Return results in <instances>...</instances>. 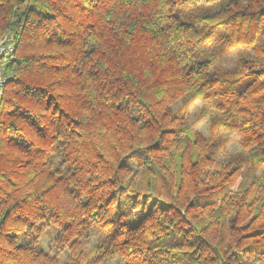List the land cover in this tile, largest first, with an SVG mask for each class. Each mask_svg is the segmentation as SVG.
Returning <instances> with one entry per match:
<instances>
[{"label":"trees","instance_id":"16d2710c","mask_svg":"<svg viewBox=\"0 0 264 264\" xmlns=\"http://www.w3.org/2000/svg\"><path fill=\"white\" fill-rule=\"evenodd\" d=\"M4 36L0 264H264V0H0ZM46 224L63 263L17 240Z\"/></svg>","mask_w":264,"mask_h":264},{"label":"rangeland","instance_id":"374dc122","mask_svg":"<svg viewBox=\"0 0 264 264\" xmlns=\"http://www.w3.org/2000/svg\"><path fill=\"white\" fill-rule=\"evenodd\" d=\"M208 53L213 52L211 48L206 49ZM250 49L245 47H236L231 49L228 52H223L220 57V62L225 65L227 68H233L237 63L239 53L240 52H249ZM182 101L180 100V105ZM204 101L201 99L195 100L187 110L186 123L190 125V123H196L194 128L200 130L205 135H210V125L212 121V116L209 113L210 109L207 110V115L204 117L202 115V110L205 109ZM240 134L237 131H233L230 133H226L222 131L221 138L219 142L216 144V160L217 165L219 162L228 161L231 156L235 154H241L242 156H248L246 152H243L240 145ZM134 165V162L132 163ZM135 166V165H134ZM250 166L244 167V174H247ZM125 202H121V204ZM122 204L123 211H127V206ZM130 206V205H129ZM131 207V206H130ZM131 217H137V210L134 208L130 209ZM141 213H139V216ZM59 228L53 224H46L42 226L40 233L36 231H32L31 233L22 231L17 233V240L19 243H28L33 242V244L38 248L44 251H47L51 254H56L59 258L60 263L66 261L69 255L68 247L66 246L63 249H59L57 245L56 238L58 236ZM106 231L103 229L101 224L95 226L92 231L89 232V235L86 237V249L89 251L93 248L94 244L99 242L101 238H103ZM38 234V235H37ZM103 264H123L119 259H110Z\"/></svg>","mask_w":264,"mask_h":264},{"label":"built area","instance_id":"2783aa9c","mask_svg":"<svg viewBox=\"0 0 264 264\" xmlns=\"http://www.w3.org/2000/svg\"><path fill=\"white\" fill-rule=\"evenodd\" d=\"M15 45L12 39L4 36L0 40V102L4 93V84L6 81L5 70L14 58Z\"/></svg>","mask_w":264,"mask_h":264}]
</instances>
